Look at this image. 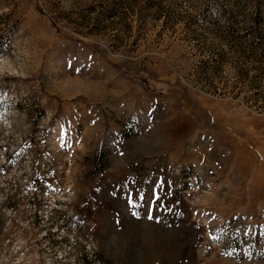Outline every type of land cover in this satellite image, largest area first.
<instances>
[{
	"label": "rangeland",
	"instance_id": "obj_1",
	"mask_svg": "<svg viewBox=\"0 0 264 264\" xmlns=\"http://www.w3.org/2000/svg\"><path fill=\"white\" fill-rule=\"evenodd\" d=\"M0 264H264V0H0Z\"/></svg>",
	"mask_w": 264,
	"mask_h": 264
},
{
	"label": "trees",
	"instance_id": "obj_2",
	"mask_svg": "<svg viewBox=\"0 0 264 264\" xmlns=\"http://www.w3.org/2000/svg\"><path fill=\"white\" fill-rule=\"evenodd\" d=\"M257 44H258V43H251V42H250V43H247L246 45H247V46H252V45H253V46H256ZM249 52H252V50H250ZM250 56H251V55L249 54V55L246 57L247 60H249L248 58H250Z\"/></svg>",
	"mask_w": 264,
	"mask_h": 264
}]
</instances>
